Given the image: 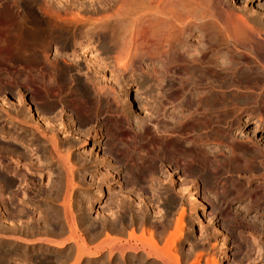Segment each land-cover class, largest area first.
I'll use <instances>...</instances> for the list:
<instances>
[{"label":"rangeland","instance_id":"rangeland-1","mask_svg":"<svg viewBox=\"0 0 264 264\" xmlns=\"http://www.w3.org/2000/svg\"><path fill=\"white\" fill-rule=\"evenodd\" d=\"M14 1L15 0H7L6 2L4 0H0V26H3L2 28H4L5 26L4 29L0 28V39L8 31V29L6 28L8 24L3 19V12L6 7ZM16 1L15 3H12L14 16L15 18H18V20L17 18L15 20L20 21L21 24L24 25L30 24L26 26H35L37 22L42 18H46L54 24L56 23L55 19H63L64 21H59L62 24L63 22L66 23L70 20H67V18H74L76 24L77 20H79L80 22L82 21V24L85 26V28L88 27V24L92 25L93 20H95L93 25H96V22L99 23L101 20L106 19L105 17L103 19V16H107L109 14L113 16V14L115 13L113 11L117 10V6L121 2L120 0H33L32 7L28 8L24 3L25 0H18L17 2ZM111 1H113V3ZM209 1H213L212 3L209 2L210 4L208 5L209 7L211 5L213 7L215 6V9H213L215 11L220 10V8L216 7L218 5L223 6L224 10L227 9V7H225L226 5L229 6V8L233 7L231 8V10L228 9V11L230 10L229 12L225 11L228 14L231 12L232 17L235 15L241 16L242 14V16H244V19L246 18L245 21L250 27H252L251 29L255 32V41L251 44H247L249 47H246L245 49V46H242L239 41V43L236 41L237 39H234V35L231 34L230 36L232 37H226V33L233 29L225 26V21V24H223L222 19H224V17L222 16L224 11L221 12L220 10V16H217V18H215L214 15V17L211 16L212 14L210 15V13H213V10L211 12V9L213 7H205L209 9L210 13L206 11L207 9H204L205 12L201 11L203 14L200 15L188 9L190 13H192L189 14V12H186V16V14L183 13L185 11L182 10V13L184 14L183 16H186L185 19L188 20V23H196V25L192 24L194 27L193 28L189 23L191 27L189 28V32L188 30L186 31V34L182 39V49H180L181 53L186 54L185 52H189V54H192L194 56L195 54H197V51H199V48H201L203 45H206V47L209 46V50L211 49L209 54L214 55L215 59L218 60L217 62L223 64L225 60L227 61L228 54H231L233 61L235 60L234 66L237 64L233 69L235 75L232 79L227 80L226 78L225 80L223 77L218 78L212 76L208 80L209 82L207 81L205 83H201L202 86L198 84V88H195L193 85L191 86L190 83L188 84V82H185L183 78V68L181 66L172 64L169 65L164 61L165 57L160 53V46L156 48V52L160 51L158 52V56L161 59H159V57L156 58L157 56L152 57L153 59H151V57L149 58V54L148 56H145L148 52H146L145 55L139 54L135 55L134 57V47L136 45H139L138 47H143L144 43L147 42L145 37L146 31H142L143 27L141 28V26L140 29L142 31V35H140L141 33L139 34V36L141 37L138 38L137 42L132 45L133 47H131L128 52L130 61H128L129 63L126 69L123 66L118 65V60H116V57L119 58V55H124L122 51L121 54H119L120 52L117 53V51L120 49H117L116 47V50L113 49L114 52L112 50L109 51V53L108 51H103V42L101 40L98 41V38L93 35L91 36H93L94 39L92 40L93 37H91L90 43L89 45H87L88 42H86L87 40H85V33L82 34V36H77L75 42H73L69 47H64L60 43H52L50 45H46L45 49L42 48V52H44V50L45 53L46 50L48 51L47 55L45 54L46 57L48 56L46 58L48 63L46 64V60L43 61L44 64L48 67L47 69L45 65L43 66L42 62H17L14 60L8 62L5 58L6 56L4 55L2 48L0 47V55L2 54L0 58V264H172L170 262H167L166 259H164V261L157 258L156 256H150L148 255V253H145L149 249L144 247L142 248L141 243H139V241L135 242L133 237H131L129 234L133 229L136 235L141 234L140 232L144 231V236L148 237V231L151 230L154 234V237L158 240L159 246L161 247V245H163L166 238L168 237V233H172L174 231L182 210L184 223L181 234L182 236H179V238H177V241L174 242V245L171 248L172 253L175 252L179 257V264H196V262H199L198 264H213V259L215 260L214 264H264V247H262L264 246V161L262 162V164L258 163V159L253 161L255 167H252V170H249L247 172H241L239 171V169L234 168L229 164L226 165L225 163L218 167L217 174L212 175V173L210 172V166L208 164H197L196 162L193 163L191 167H187V165H183L182 158H178L177 155L168 154L167 158L160 161L157 157H155L154 152L156 150L155 148L158 142H152L153 144L145 143V140L149 139L150 137V132L151 134L156 133L160 135V138L162 140L169 138L173 133H176V135L181 137L184 141H197L200 137L207 136V143L205 142L204 147L206 149L212 148L213 150H216L217 154L220 157L225 156L230 151L229 147L233 148L236 144H242L248 147L253 146V148H261L264 146V81L253 80L251 82L242 80L240 77V73L242 71L251 70L253 72L261 71L264 73V71H262L264 68V59L259 52V45L256 44L260 43L264 46V42H262L264 41V0H216L218 1L217 3L215 0ZM219 2L222 4H220ZM17 3L21 6V8ZM36 3L39 6L38 8H36ZM165 4L166 3H163L162 6L164 7ZM199 10L197 12H200ZM195 13L199 16H196ZM179 14H177L178 17L175 15L176 19L179 22L177 27H182L183 25H181V21H183V24L185 25V23L187 24V20L182 18L180 12ZM204 16H207L209 20ZM198 17L200 18V20ZM98 18L102 19H100V21H97ZM178 18H180V20ZM210 19L214 20L212 21ZM206 20L207 22H214L213 25H210L208 23L210 26L207 28L208 25H206ZM72 21L71 23L73 24L74 22ZM86 21L92 22L87 23ZM176 22L177 21H175V23ZM215 22L218 25L220 24L219 27ZM200 24H202L201 26L204 29L201 28ZM197 25H199V28L196 27ZM209 28H215L211 29L212 32H217L216 29L222 34L226 32L225 35L221 37L230 38L227 40L224 39L226 43L231 42L230 44L232 45L234 43L232 48L234 54L233 52L227 54L226 49H219L212 46L213 40L205 38L207 37L206 34ZM203 30H207L205 34L203 33ZM211 30H209V32ZM143 33L145 36H143ZM256 33H258L259 35H257ZM125 34L129 33L127 32ZM78 37L83 38V40L81 39L82 42ZM162 37L164 38V36ZM198 37H200V39ZM201 37L203 40L201 39ZM2 39L0 40V43ZM126 39L128 38L126 37L125 40ZM78 40L79 42H81V44H76ZM235 41L237 42L236 44ZM159 42L160 44L163 43V39L161 38V36ZM119 43L122 44V41H120ZM74 44L76 45L74 46ZM126 44L128 45L129 42L127 43L126 41L121 46L123 48H126L124 47L127 46ZM238 44L241 47L238 46ZM86 45L87 48H85ZM145 45L148 46L149 42H147ZM118 46L120 48V45ZM234 46H236V49L234 48ZM71 47H73L74 49H72ZM55 48L57 51L53 50ZM147 48L148 47L144 46L141 49L145 51L147 50ZM88 49H91V52H88ZM215 50H217L219 53ZM219 50L222 51L220 52ZM247 50H249L250 52ZM42 52L41 56L42 54L44 55V53ZM55 52H58L59 54L57 53V55ZM240 53L245 56V59L243 60L245 63H242V60L240 62V60L238 59L237 56H239ZM54 54H56L57 57ZM71 55H75V61H71V59L73 58ZM44 56H42L43 60L45 59ZM48 58H50L49 60H51V58L57 60L58 58L57 61H54L52 59L53 62H56H52V66L55 69L51 66V63H49ZM61 58L64 59L65 62ZM66 60H70V62L66 63ZM161 61H163L164 63H162ZM247 61H250L252 65L250 63H246ZM73 62L79 64H73V70L69 73L74 82L72 80H69L64 84L59 83V85H61L59 86L61 87V90L59 89V87H55L53 89H50V91L44 92L45 90L42 86L44 83H40L38 81V78L41 76L40 73H43L42 76H44H41V78H44L43 80H45L49 76L47 72L49 73L50 71V74L52 72L56 73L64 69L67 64H72ZM93 62H95V65L93 64ZM17 63H20L21 66ZM159 63L162 64L160 65ZM165 63L168 64V67L167 64L164 65ZM96 64L102 65L103 67H99ZM40 65L43 66L41 67V69L39 68ZM20 67H23V69ZM28 69L30 71H27ZM96 70H98L100 73H97L98 71ZM27 72L29 73L27 74ZM15 73H17V76L15 75ZM4 74L10 77L14 76V79L11 78L9 80ZM22 74L23 76H26L27 74L29 78L33 79L31 83V87L33 86L32 89L31 87H26V89L23 83H20L22 82L20 81L21 77H23ZM4 76L5 78H3ZM27 76L25 77V79L27 78ZM34 76L36 79L34 78ZM158 76L160 77V79ZM103 77L105 79H103ZM116 79L118 80L117 82L115 81ZM85 80L92 85L97 94L99 93L98 97L101 93L100 96L103 99L102 101L105 104L104 106H107L108 108H104V106L102 108H98V106L94 105L93 108L90 109L85 116H81L77 113V111L69 101V93H73L75 91V89L77 88V82ZM180 81H182L183 83ZM70 82L73 84H71ZM37 84L42 86L43 89ZM68 84L72 86L70 87ZM154 86H156V88ZM69 87L71 88V91ZM56 89L58 91H56ZM56 92L58 93L56 94ZM102 93L104 95H102ZM180 93H183L182 95L184 97ZM188 94L191 96V103H188L187 101L189 97ZM201 94L205 95L212 102L210 111L208 112L209 121L204 126H200L198 120L196 121L197 118H200L202 111L201 107L199 106L198 100L201 101L202 98H205V96L202 97ZM105 96L107 97V99ZM59 97H62L61 99H59V101L61 102L58 101ZM200 97L201 99H199ZM174 100H176V102ZM37 101L40 102L38 103ZM23 103L25 105L27 104V106H29L30 108L27 106L25 107ZM60 103H62L63 105H61ZM36 107L38 108L37 110H39V112L41 111L40 113H46L45 116L48 117V121L50 123L52 122V124L49 123V125H45V123H42L43 121L38 118L37 110L35 111ZM95 107L97 108V110ZM163 107L165 112L163 111ZM115 109L119 111H114ZM158 110H160V112H158ZM153 111L154 113H152ZM191 111H193V113H191ZM180 113L181 116L184 115V117H180ZM117 114L119 116L123 114L122 118L123 116H126L127 118H123L124 120L120 119L121 117L118 118ZM185 114L188 115L189 118H185ZM31 115L33 117H31ZM42 115L44 116V113ZM172 115H174V117ZM175 115H178L179 118H177L178 116L176 117ZM192 116L193 118L195 117V119H193ZM59 117L64 122L63 124L67 123L65 129H62L63 124H60L61 122L58 119ZM67 117L69 120L67 119ZM172 117L180 120V122L182 121L181 123H179L184 127L180 128L179 131H171L172 129L170 128V126H172ZM36 118L38 119V121ZM169 118L170 123L168 122ZM135 122L138 124H136ZM139 122H141L142 124ZM58 123L59 125H62L60 128H58ZM36 124L39 126H37ZM141 125H144V128ZM187 125H189L190 127H188ZM53 126L54 130L56 127L57 134L56 131H53L56 134V145L58 144L59 148H57L58 146L54 148L52 142H50V133L52 134L51 130ZM140 127L142 130L140 129ZM153 127H155V129ZM48 128H50V130ZM138 130L139 132H142L138 134ZM113 133L114 135H112ZM39 134L42 136H40ZM141 135L143 136V142L140 138ZM46 137H48L49 139ZM69 139L71 140V143H69ZM44 140H46L47 142ZM72 140L75 144H73ZM113 141H116L114 142V144L116 143V146L111 145ZM49 142L50 144H48ZM129 146L132 148V150L129 149ZM124 147L126 149H124ZM108 150L110 152V158L107 157V159H104V152ZM66 157L68 158V161L65 160ZM108 159L109 163L106 162V160L108 161ZM24 160L25 162H23ZM148 165L150 166V170L145 171L144 169ZM129 175L132 176H130L129 178ZM133 176H135V178L132 181ZM247 178L252 180L251 185L247 184L246 181H244L247 180ZM103 179H105V181ZM129 179H131V181ZM209 179L210 181H208ZM231 180H236L235 182L240 185L245 193L240 196L242 202L241 206H243V203L245 204V202H250L253 205L248 212L243 213L242 207L239 206L238 201H236L232 205L224 203V205L222 204V206L218 204L219 206H222L221 211L220 213H218L215 220V225H217V228L219 229L218 230L217 228H215V225H211V218L213 215L211 201H215L217 193L224 190L227 187L229 181L231 182ZM251 189H253V191ZM248 191L252 192L249 193ZM200 196H202V198ZM196 198H198L200 202L198 200V202H196V200H194ZM193 200L195 201L194 203ZM127 203L130 204L128 205ZM140 207L141 209H138ZM236 209L237 212L235 213ZM238 214L242 216L239 215L240 217H238ZM68 217L69 219H71L69 220ZM208 217L210 218V220H208ZM258 220H261L262 222ZM254 221L256 223H262V226L260 223L255 224ZM69 225L71 228L69 227ZM4 226H6V228ZM45 226L46 228L44 229ZM121 227H123L124 230ZM5 235H7L8 237ZM38 238L39 240H41V242L37 241ZM31 240H35V242L33 241V243ZM57 240L62 241L61 246L56 245V243L58 242ZM82 240L83 244H85L86 247L81 244ZM76 243H79L84 248V251L83 249L79 248V252H81V250L83 251L81 253V257L79 258L77 257L78 253H76L79 250ZM121 246H123V248ZM135 246L136 248H134ZM132 250H134L135 252ZM86 252L88 254H86ZM95 252L96 255H94ZM89 254H92L94 256ZM76 257L78 258V261Z\"/></svg>","mask_w":264,"mask_h":264},{"label":"bare ground","instance_id":"bare-ground-1","mask_svg":"<svg viewBox=\"0 0 264 264\" xmlns=\"http://www.w3.org/2000/svg\"><path fill=\"white\" fill-rule=\"evenodd\" d=\"M4 1H6L7 2V0H4ZM16 1V0H15ZM15 1L14 2H12V3H15ZM18 1V0H17ZM16 1V2H17ZM121 2H120V4L118 5V3H117V10H114L113 12H115L114 14H113V16L112 15H105V16H103V19H104V17L106 18V19H104V20H101L100 21V19H102V18H98L97 19V21L99 20L100 22L99 23H97L96 22V25H93L94 24V21L95 20H93V22L92 21H86L87 23L89 22V23H93L92 25L91 24H88V27H86L85 28V26L82 24V21L80 22L79 20H77V24H76V21H74L75 19L73 18H67V20L68 19H70L68 22H66V23H64L63 21V19H61V20H63L62 22V24L59 22V21H61V20H57V19H55L56 20V23L54 24V23H52L50 20H48V19H46V18H42L41 20H39L38 22H37V24L35 25V26H26V25H30V24H26V25H24V24H21V22L20 21H17L18 20V18H17V20H15L16 18H15V16H14V13H13V9H12V3H10L7 7H6V9L4 10V12H3V19L5 20V22L8 24L7 26H6V28L8 29V31L5 33V35L1 38L2 39V41H1V43H0V47L2 48V51L4 52V55L6 56L5 58H6V60L9 62V61H12V60H14V61H17V62H33V63H43V66L45 65L44 64V62L43 61H45L46 60V58L48 57H46V55H47V50H46V53H45V50H44V52H42L41 51V49L42 48H44L45 49V47H46V45H50V44H52V43H60L62 46H64V47H69V46H71V44L73 43V42H75V39H77L76 37L77 36H82V34H84L85 33V40H87L86 42H88L87 43V45H89V43H90V39H91V37H93V36H95L96 38H98L97 40L99 41V40H101L102 42H103V44H104V48H103V51H108V53H109V51H112L113 49H115L116 50V47H117V49H120V50H118L117 51V53H119V54H121V51H122V53L124 54V55H119V58L118 57H116V60H118V65H121V66H123L125 69L127 68V65H128V61H130L129 60V54H128V52H129V50H130V48L131 47H133L132 45H134L136 42H137V40H138V38L139 37H141V36H139V34L142 32V31H146L145 32V34H146V36L144 35V33H143V36H145L146 37V40H147V42H149V45L147 46V45H145L146 43H144V46H146V47H148L147 48V50H143V49H141V48H143V47H138L137 45L134 47V51H135V53H134V57H135V55H145L146 54V52H148L145 56H148V54H149V58L151 57V59H153L152 57H156V58H158L159 56H158V52H160L162 55H164V61L165 62H167L169 65L170 64H172V65H178V66H181L183 69V78H184V80H185V82H188V84L190 83L191 84V86L193 85L195 88L197 87H199L198 86V84L199 85H201L202 86V84L201 83H205V82H207L212 76H214V77H223L225 80H226V78H227V80L228 79H232L233 78V76L235 75L234 74V68H235V66L237 65H235L234 66V61H233V58H232V55L231 54H228V53H232L233 52V50H232V48H233V45H234V43H233V45L232 44H230L228 41V43H226L225 42V40H227V39H230V38H226V37H232V36H230L231 34L232 35H234V39H237L236 41L238 42H240V44L242 45V46H245V49H246V47H249L247 44H251L252 42H254L255 40H254V36H255V32L251 29L252 27H250L249 25H248V23L245 21V19H244V16H242V14H241V16L239 15H235V16H231L232 15V13L229 15L228 13H226L225 11H228V9H230L231 10V8H233V7H231V8H229V6H226L225 5V7H227V9H223L224 7L223 6H220V5H218V6H216V7H218V8H220V10H221V12H223V16L222 17H224V19H222L223 20V24H225L226 23V25L225 26H227L228 28L230 27V29H233L234 30V32H233V30H230L231 31V33H230V31H228L227 33H226V37H221V36H224L225 35V33L224 34H222V33H220L217 29H216V31L217 32H212V30L211 29H215V28H209V30H211L210 32H209V30H208V32H207V34H206V36L207 37H205L206 39L208 38L209 40H213V44H212V46H214L215 48H224V49H226V51H227V54H228V58H227V61L225 60V62L222 64V63H220V62H217L218 60H216L215 59V57H214V55H210L209 54V52H210V50H209V46H207L206 47V45L204 46H200L201 48H199V46H198V48H199V51H197V54H195L194 56L192 55V54H189V52H185L186 54H184V53H181L180 52V49H182V47H181V43L183 42L182 41V39L184 38V35L186 34V31L188 30V32H189V28L191 27L190 25H189V23H188V20L187 19H185V17L187 16V13L189 12V14H191L192 12H196V13H198L199 15L200 14H203L201 11H203V12H205L204 11V9L207 11V12H209L210 13V11H209V9L208 8H212L213 6L211 5L210 7H209V5L208 4H210V3H212V2H210L209 0L207 1V0H120ZM165 1V2H164ZM216 1V0H215ZM215 1H214V3H215ZM112 3H113V1H111ZM210 2V3H209ZM218 1H216V3H217ZM25 5L28 7V8H30V7H32V4H33V0H25ZM39 3V2H38ZM46 3V2H45ZM48 3V2H47ZM56 3H59V2H56ZM115 3V2H114ZM163 3H166L165 5H164V7L162 6L163 5ZM206 3V4H205ZM220 3V2H219ZM218 3V4H219ZM18 4V3H17ZM16 4V5H17ZM49 4V3H48ZM100 4V3H99ZM220 4H222V3H220ZM19 5V4H18ZM36 5H37V3H36ZM40 5V4H39ZM101 5V4H100ZM113 5H115V4H113ZM112 5V6H113ZM217 5V4H216ZM262 5V4H261ZM42 6V5H41ZM111 6V7H112ZM161 6H162V8H161ZM192 6H194L195 8H198V9H195L194 7H191ZM203 6H204V8H203ZM220 6V7H219ZM19 7L21 8V6L19 5ZM39 6L37 5V7L36 8H38ZM101 7V6H100ZM103 7V6H102ZM187 7V8H186ZM190 7V8H189ZM205 7H208V8H205ZM215 7V6H214ZM212 8L211 9V12H212V10L213 9H215V8ZM222 7V8H221ZM182 8V9H181ZM184 8H185V10H184ZM16 9V8H15ZM44 9V8H43ZM42 9V10H43ZM101 9V8H100ZM188 9H190V11L192 10V12L190 13V11L188 10ZM200 9V10H199ZM21 10V9H20ZM24 10V9H23ZM22 10V11H23ZM99 10V9H98ZM179 10V11H178ZM181 10V11H180ZM182 10L183 11H185V12H183L184 14H186V16L184 17L183 15V13H182ZM188 10V11H187ZM194 10H196V11H194ZM200 11V12H197V11ZM219 10V9H218ZM219 10V11H220ZM229 10V11H230ZM15 11V10H14ZM217 11V10H216ZM215 10H213V13H210V15L212 16V17H214L215 16V18H217V16L219 17L220 16V13H219V11H217L216 12ZM228 11V12H229ZM112 12V13H113ZM178 12V13H177ZM179 12L181 13V16H182V18H184L185 20H187V24L185 23V25L183 24L184 22L183 21H181L182 22V24L181 25H183L182 27L181 26H178L177 27V25H178V20L176 19V16L178 17V15L177 14H179ZM187 12V13H186ZM214 12H216V13H214ZM177 13V14H176ZM196 13H195V15H196ZM217 13H218V15H217ZM255 13V12H254ZM253 13V14H254ZM263 13V12H262ZM46 14V13H45ZM188 14V15H189ZM194 14V13H193ZM226 14V15H225ZM239 14V13H238ZM44 15V14H43ZM176 15V16H175ZM194 15V16H195ZM199 15H196V16H199ZM214 15V16H213ZM225 15V16H224ZM263 15V14H262ZM45 16V15H44ZM190 16V15H189ZM256 16V15H255ZM179 17H180V14H179ZM192 17H193V15H192ZM204 17H206V19L208 18L207 16H204ZM210 17V16H209ZM22 18V17H21ZM55 18H57V17H55ZM188 18V17H187ZM196 18V17H195ZM199 18V17H198ZM203 18V17H202ZM201 18V19H202ZM221 18V17H220ZM256 18V17H255ZM20 19V18H19ZM24 19V18H23ZM73 21H72V20ZM179 20H180V18H178ZM190 19V18H189ZM193 19V18H192ZM197 19V18H196ZM259 19V18H258ZM262 19V18H261ZM22 20V19H21ZM53 20V19H52ZM195 20V19H194ZM199 20H200V18H199ZM198 20V21H199ZM208 20H209V18H208ZM210 20H212V19H210ZM214 20V19H213ZM212 20V21H213ZM24 21V20H23ZM58 21V22H57ZM71 21L72 22H74L73 24L71 23ZM79 21V22H78ZM84 21V20H83ZM175 21H177L176 23H175ZM192 21V20H191ZM197 21V20H196ZM217 21V20H216ZM221 21V20H220ZM224 21H225V23H224ZM25 22V21H24ZM200 22V21H199ZM60 23V24H59ZM81 23V24H80ZM206 25H208L207 26V28L212 24L213 25V23L214 22H207V20H206ZM210 25H209V24ZM216 23V22H215ZM219 23V22H218ZM85 24V23H84ZM176 24V25H175ZM191 24V23H190ZM193 25H196V23L194 24V23H192ZM191 24V25H192ZM217 24V23H216ZM216 24H215V26H216ZM261 24V23H260ZM91 25V26H90ZM180 25V24H179ZM193 25H192V27H193ZM202 24H200V26H201ZM218 25V24H217ZM220 25V24H219ZM219 25H218V27H219ZM222 25V24H221ZM86 26H87V24H86ZM140 26H141V28H142V31H141V29H140ZM199 25H197L196 27H198ZM203 26H204V24H203ZM214 26V27H215ZM3 26H0V28H2ZM177 27V28H176ZM213 27V26H212ZM232 27V28H231ZM4 28H5V26H4ZM4 28H2V29H4ZM85 28V29H84ZM194 28V27H193ZM193 28H191V29H193ZM199 28V27H198ZM201 28H203L202 26H201ZM144 29V30H143ZM204 29V28H203ZM251 29V30H250ZM139 30H140V32H139ZM206 30V31H207ZM202 31V30H201ZM204 32V34L206 33V31L205 30H203ZM131 33L130 35L132 36H130L129 34H125V33ZM234 33V34H233ZM81 34V35H80ZM160 34H163V35H160ZM204 34H203V36H204ZM221 34V35H220ZM227 34H228V36H227ZM257 35H259L258 33H256ZM261 34V33H260ZM91 35H93V36H91ZM140 35H142V33L140 34ZM160 36H161V38L163 39V43L162 44H160V42H159V40H160ZM162 36H164V38L162 37ZM202 36V37H203ZM84 37V36H83ZM128 38V39H126L125 40V38ZM131 37V38H130ZM158 37H159V40H158ZM202 37H201V39H202ZM260 37V36H259ZM259 37H258V39H259ZM80 40L82 39L83 40V38L81 37H78ZM129 38H130V40H129ZM199 39H200V37H198ZM204 38V37H203ZM0 39V40H1ZM94 39V37L92 38V40ZM189 39V38H188ZM224 41H223V40ZM233 39V40H234ZM82 40H81V42H82ZM123 40H124V42H126L127 41V43L129 42V46L127 47V46H124V47H126V48H123L121 45L124 43L123 42ZM129 40V41H128ZM185 40V39H184ZM191 40V39H190ZM189 40V41H190ZM203 40V39H202ZM262 40V39H261ZM77 41V40H76ZM120 41H122V44L121 43H119ZM150 41H151V44H150ZM153 41H154V44H153ZM187 41V40H186ZM201 41V40H200ZM235 41V44L237 43ZM81 42H79V40H78V42L76 43V44H81ZM156 42V43H155ZM159 42V43H158ZM206 42V41H205ZM212 42V41H211ZM222 42V43H221ZM233 42V41H232ZM238 42V43H239ZM262 42H264V41H262ZM98 43V42H97ZM100 43V42H99ZM76 44H74V46L76 45ZM192 44V43H191ZM256 44H258L259 46V52H260V54H261V56L263 57V59H264V46L263 45H261L260 43H256ZM87 45L85 46V48H87ZM93 45V44H92ZM118 45H120V48H119V46ZM153 45V46H152ZM199 45V44H198ZM208 45V44H207ZM247 45V46H246ZM55 46V45H54ZM142 46V45H141ZM161 47L160 49V51H158V52H156V48H158V47ZM197 46V45H196ZM237 46V45H236ZM236 46H234V48L236 47ZM238 46H240L239 44H238ZM50 47V46H49ZM58 47V46H57ZM60 47V46H59ZM191 47H192V45H191ZM241 47V46H240ZM251 47V46H250ZM62 48V47H61ZM72 49H74L73 47H71ZM82 48V47H81ZM187 48V47H186ZM186 48H184V49H186ZM214 48V49H215ZM58 49V48H57ZM65 49V48H64ZM67 49V48H66ZM76 49V48H75ZM83 49V48H82ZM92 49V48H91ZM91 49H88V52H91ZM148 49H150V50H148ZM188 49V48H187ZM197 49V48H196ZM213 49V50H214ZM236 49V48H235ZM244 49V48H243ZM53 50H55V51H57L56 50V48L55 49H53ZM60 50V49H59ZM100 50V49H99ZM102 50V49H101ZM191 50V49H190ZM212 50V51H213ZM223 50V49H222ZM221 50V51H222ZM254 50H255V48H254ZM253 50V51H254ZM1 51V52H2ZM215 51H217V50H215ZM220 51V50H219ZM220 51V52H221ZM240 51H242V50H240ZM247 51H249V50H247ZM41 52L42 53H44V55L42 54V56H44V60L42 59V56H41ZM60 52V51H59ZM80 52V51H79ZM113 52H114V50H113ZM145 52V53H144ZM214 52V51H213ZM218 52V51H217ZM224 52V51H223ZM250 52V51H249ZM255 52V51H254ZM56 53V52H55ZM58 53V52H57ZM56 53V54H57ZM82 53V52H81ZM219 53V52H218ZM225 53V52H224ZM56 54H54V55H56ZM59 54V53H58ZM57 54V55H58ZM75 54V53H74ZM215 54V53H214ZM233 54H234V52H233ZM246 54V53H245ZM256 54V53H255ZM57 55H56V57H57ZM77 55V54H76ZM94 55H96V54H94ZM160 55V54H159ZM225 55V54H224ZM238 55V54H237ZM236 55V56H237ZM1 56H2V54L0 55V58H1ZM62 56H63V54H62ZM72 56V55H71ZM104 56V55H103ZM111 56V55H110ZM118 56V55H117ZM218 56V55H217ZM226 56V55H225ZM60 57H61V55H60ZM66 57V56H65ZM73 58L71 59V61H75V55H73L72 56ZM78 57V56H77ZM99 57V56H98ZM102 57V56H101ZM137 57V56H136ZM140 57V56H139ZM238 57V59L240 60V62H241V60H242V63H245L243 60L245 59L244 57V55L243 54H241L240 53V55L239 56H237ZM254 57V56H253ZM257 57V56H256ZM256 57H255V59H256ZM5 58H4V60H5ZM64 58V57H63ZM79 58V57H78ZM141 58V57H140ZM146 58V57H145ZM3 59V58H2ZM50 58H48V61H49V63H51V66H52V64L53 63H56V62H53V58H51V60H49ZM62 59V58H61ZM148 59V58H147ZM159 59H161L160 57H159ZM247 59V58H246ZM262 59V60H263ZM57 60H58V58H57ZM57 60H54V61H57ZM64 62H65V60L64 59H62ZM100 60V59H99ZM98 60V61H99ZM138 60H140V59H138ZM78 61V60H77ZM76 61V62H77ZM101 61V60H100ZM133 61V60H132ZM53 62V63H52ZM67 62H70V60L69 61H67L66 60V63ZM76 62H73L72 64L70 63V64H67L65 67H64V69H62L61 71H58V72H56V73H51L50 74V71H49V73L47 72V74H49V76H48V80L47 79H45V80H43L42 78H41V76H42V74L40 73L41 72V70H40V77L38 78L37 76V78H38V81L41 83H44L42 86L44 87V92H46V91H50V89H53V88H55V87H59V86H61V85H59V83H61V84H64V83H66V82H68L69 80H72V78H71V75L69 74L70 73V71H72L73 69V64H77ZM162 63H164L163 61H161ZM259 62V61H258ZM48 62H47V60H46V64H47ZM90 63V62H89ZM95 62H93V64H94ZM161 63V64H162ZM167 63H165L164 65H166ZM246 63H250V61H247ZM6 64V63H5ZM18 65H20L21 66V64L20 63H17ZM25 64V63H24ZM99 64V63H98ZM160 64V63H159ZM160 64V65H161ZM168 64H167V67H168ZM239 64V63H238ZM251 65H252V63H250ZM257 64V63H256ZM13 65V64H12ZM29 65V64H28ZM55 65V64H54ZM77 65H79V64H77ZM92 65V64H91ZM95 65V64H94ZM97 65V64H96ZM23 66V65H22ZM37 66V65H36ZM43 66H39V68L41 69V67H43ZM46 66V65H45ZM57 66V65H56ZM97 66H102V65H97ZM234 66V67H233ZM241 66V65H240ZM53 67V66H52ZM51 67V68H52ZM89 67V66H88ZM99 67H98V70H99ZM103 67V66H102ZM151 67V66H150ZM161 67V66H160ZM162 67H164V66H162ZM20 68H22L23 69V67H20ZM29 68V67H28ZM48 67L46 66V69H47ZM51 68H50V70H51ZM54 68V67H53ZM75 68H77V67H75ZM97 68V67H96ZM95 68V69H96ZM159 68V67H158ZM157 68V69H158ZM55 69V68H54ZM251 69V68H250ZM39 70V69H38ZM98 70H96V71H98ZM115 70V69H114ZM129 70V69H128ZM159 70V69H158ZM166 70V69H165ZM24 71V70H23ZM27 71H30L29 69L27 70ZM53 71V70H52ZM55 71V70H54ZM262 71H264V68H263V70ZM44 72V71H43ZM46 72V71H45ZM77 72V71H76ZM101 72H102V70H101ZM113 72V71H112ZM156 72V71H155ZM162 72V71H161ZM233 72V73H232ZM29 72H27V74H28ZM32 73V72H31ZM39 73H38V76H39ZM72 73V72H71ZM75 73V72H74ZM97 73H100L99 71L97 72ZM118 73V72H117ZM159 73H160V71H159ZM167 73H168V71H167ZM8 74V73H7ZM10 74V73H9ZM19 74V73H18ZM27 74H26V76H27ZM156 74V73H155ZM5 75V74H4ZM15 75L17 76V73H15ZM20 75V74H19ZM123 75V74H122ZM164 75H165V73H164ZM167 75V74H166ZM169 75V74H168ZM180 75V74H179ZM5 76H7V75H5ZM5 76L3 77V78H5ZM12 76V75H11ZM16 76H15V79H16ZM22 76H23V74H22ZM26 76H23V77H21V80L20 81H22V82H20V83H23V85L25 86V88L26 87H28V88H30L31 87V83H32V81H33V79L32 78H29V76H27V78L25 79V77ZM44 76V75H43ZM42 76V77H43ZM118 76V75H117ZM160 76V75H159ZM158 76V77H159ZM181 76V75H180ZM10 76H7L6 78H8L9 80L11 79V78H13V77H10ZM32 77V76H31ZM96 77V76H95ZM98 77H100V76H98ZM157 77V76H156ZM164 77V76H163ZM170 77V76H169ZM173 77V76H172ZM177 77H178V74H177ZM240 77H241V79L242 80H247V81H253V80H257V81H264V73L263 72H257V71H242L241 73H240ZM34 78H35V76H34ZM171 78V77H170ZM14 79V78H13ZM18 79V78H17ZM36 79V78H35ZM103 79H105L104 77H103ZM107 79V78H106ZM109 79V78H108ZM157 79V78H156ZM159 79H160V77H159ZM163 79V78H162ZM182 79V78H181ZM235 79V78H234ZM240 79V80H241ZM89 80V79H88ZM97 80V79H96ZM151 80V79H150ZM155 80V79H154ZM179 80V79H178ZM183 80V79H182ZM221 80V79H220ZM239 80V81H240ZM12 81V80H11ZM14 81V80H13ZM36 81V80H35ZM73 81V80H72ZM71 81V82H72ZM92 81V80H91ZM104 81V80H103ZM116 82L118 81L117 79L115 80ZM16 82H17V80H16ZM16 82H14V83H16ZM37 82V81H36ZM70 82V83H71ZM74 82V81H73ZM101 82V81H100ZM99 82V83H100ZM124 82V81H123ZM143 82V81H142ZM144 82H146V81H144ZM169 82H171V81H169ZM179 82V81H178ZM180 82H182V81H180ZM209 82V81H208ZM152 83V82H151ZM156 83V82H155ZM158 83H159V81H158ZM183 83V82H182ZM182 83H180V84H182ZM212 83V82H211ZM226 83V82H225ZM239 83V82H238ZM246 83V82H245ZM6 84V83H5ZM34 84V83H33ZM36 84V83H35ZM71 84H73V83H71ZM77 84V88L75 89V91L73 92V93H69L70 94V99H69V101H70V103H71V105L74 107V109L77 111V113L79 114V115H81V116H85L88 112H89V110L90 109H92L93 108V106L95 105V106H98V108H102L105 104H104V102L102 101L103 99L101 98V93H100V95H99V97H98V94L95 92V90H94V88L92 87V85L88 82V81H79V82H77L76 83ZM157 84V83H156ZM208 84V83H207ZM219 84V83H218ZM217 84V85H218ZM228 84H229V82H228ZM232 84V83H231ZM234 84V83H233ZM262 84V83H261ZM264 84V83H263ZM1 85V84H0ZM37 85H39V84H37ZM69 85V84H68ZM100 85V84H99ZM104 85V84H103ZM158 85V84H157ZM260 85V84H259ZM40 86V85H39ZM42 86H40V87H42ZM70 86V85H69ZM72 86V85H71ZM70 86V87H71ZM175 86V85H174ZM211 86V85H210ZM226 86V85H225ZM234 86V85H233ZM233 86H231V87H233ZM262 86V85H261ZM33 87V86H32ZM32 87H31V89H32ZM43 87H42V89H43ZM69 87V88H70ZM155 88H156V86H154ZM158 87V86H157ZM214 87V86H213ZM154 88V89H155ZM172 88V87H171ZM228 88V87H227ZM27 89V88H26ZM59 89L61 90V87H59ZM173 89V88H172ZM209 89V88H208ZM264 89V88H263ZM171 90V89H170ZM56 91H58L57 89H56ZM69 91V90H68ZM70 91H71V88H70ZM72 91H73V89H72ZM149 91H151V90H149ZM160 91V90H159ZM191 91V90H190ZM194 91V90H193ZM202 91V90H201ZM205 91V90H204ZM206 91H207V89H206ZM64 92V91H63ZM155 92V91H154ZM10 93V92H9ZM58 92H56V94H57ZM59 93H61V92H59ZM67 93V92H66ZM156 93V92H155ZM187 93V92H186ZM192 93V92H191ZM190 93V94H191ZM207 93V92H206ZM65 94V93H64ZM157 94V93H156ZM167 94V93H166ZM181 95L183 94V93H180ZM221 94V93H220ZM223 94V93H222ZM47 95V94H46ZM55 95V94H54ZM63 95V94H62ZM102 95H104L103 93H102ZM154 95V94H153ZM189 95V94H188ZM194 95H195V93H194ZM202 95V94H201ZM259 95H260V92H259ZM155 96H159V95H155ZM165 96V95H164ZM167 96V95H166ZM183 96V95H182ZM205 95H202V97H204ZM225 96V95H224ZM244 96V95H243ZM252 96V95H251ZM106 97V96H105ZM184 97V96H183ZM195 97H196V95H195ZM223 97V96H222ZM49 98V97H48ZM62 97H59L58 98V101H59V99H61ZM66 98H68V97H66ZM174 98V97H173ZM180 98H182V97H180ZM191 98V96L189 95V97H188V103H191L192 102V100L190 99ZM246 98V97H245ZM252 98V97H251ZM3 99H5V98H3ZM40 99V98H39ZM51 99V98H50ZM49 99V100H50ZM57 99V98H56ZM106 99H107V97H106ZM109 99V98H108ZM154 99H156V98H154ZM159 99V98H158ZM194 99V98H193ZM199 99H201V97L199 98ZM214 99V98H213ZM228 99V98H227ZM248 99V98H247ZM261 99V98H260ZM169 100V99H168ZM167 100V101H168ZM196 100H198V99H196ZM249 100V99H248ZM27 101V100H26ZM41 101V100H40ZM39 101V102H40ZM106 101H108V100H106ZM173 101V100H172ZM172 101H171V104H172ZM175 102H176V100H174ZM255 101V100H254ZM20 102V101H19ZM38 102V101H37ZM38 102V103H39ZM59 102H61V101H59ZM111 102H112V100H111ZM161 102V101H160ZM170 102V101H169ZM168 102V103H169ZM243 102V101H242ZM256 102V101H255ZM254 102V103H255ZM110 103V102H109ZM124 103V102H123ZM158 103V102H157ZM184 103V102H183ZM198 103H199V106L201 107V109H202V111H201V115H200V118H197L196 119V121L198 120V123H199V125L200 126H204V125H206L207 124V122L209 121V118H208V112L210 111V108H211V105H212V102L205 96V98H202V100L201 101H199L198 100ZM248 103V102H247ZM24 104V103H23ZM61 105H63L62 103H60ZM117 104V103H116ZM122 104V103H121ZM155 104H156V102H155ZM160 104V103H159ZM161 104H163V103H161ZM167 104V103H166ZM174 104V103H173ZM251 104V103H250ZM5 105V104H4ZM14 105V104H13ZM22 105V104H21ZM25 105V104H24ZM30 105V104H29ZM60 105V106H61ZM124 105H126V104H124ZM153 105V104H152ZM170 105V104H169ZM11 106V105H10ZM27 106V104L25 105V107ZM123 106V105H122ZM173 106V105H172ZM179 106V105H178ZM177 106V107H178ZM246 106V105H245ZM9 107V106H8ZM24 107V106H23ZM27 107H29V106H27ZM105 107H107V106H104V108ZM157 107V106H156ZM165 107V106H164ZM164 107H163V111H164ZM191 107V106H190ZM195 107V106H194ZM239 107H240V104H239ZM242 107V106H241ZM30 108V107H29ZM34 108V107H33ZM68 108V107H67ZM96 108V107H95ZM108 108V107H107ZM121 108V107H120ZM181 108V107H180ZM184 108V107H183ZM238 108V107H237ZM258 108V107H257ZM2 109H4V108H2ZM6 109V108H5ZM28 109V108H27ZM38 108L36 107L35 108V111L37 110ZM157 109V108H156ZM221 109V108H220ZM225 109V108H224ZM256 109V108H255ZM29 110V109H28ZM32 110V109H31ZM43 110V109H42ZM60 110V109H59ZM96 110H97V108H96ZM123 110V109H122ZM190 110V109H189ZM6 111H8V110H6ZM93 111V110H92ZM114 111H119V110H117V109H115ZM124 111V110H123ZM222 111V110H221ZM2 112V111H1ZM5 112V111H4ZM17 112V111H16ZM15 112V113H16ZM21 112V111H20ZM25 112H27V111H25ZM37 114H38V118L39 119H41V121H43L42 123H45V125L46 124H48L49 125V119H47L48 117H46L45 116V112H43L44 113V116L42 115L43 113H40L39 112V110H37ZM62 112V111H61ZM64 112V111H63ZM131 112V111H130ZM146 112V111H145ZM158 112H160V110H158ZM157 112V113H158ZM162 112V111H161ZM165 112V111H164ZM163 112V113H164ZM200 112V111H199ZM259 112V111H258ZM11 113V112H10ZM32 113V112H31ZM30 113V114H31ZM65 113V112H64ZM76 113V112H75ZM96 113V112H95ZM122 113V112H121ZM152 113H154V111L152 112ZM163 113H161V114H163ZM182 113V112H181ZM181 113H180V117H184V115L183 116H181ZM183 113H185V112H183ZM191 113H193V111H191ZM6 114V113H5ZM4 114V115H5ZM14 114V113H13ZM19 114V113H18ZM21 114V113H20ZM49 114V113H48ZM56 114V113H55ZM60 114V113H59ZM58 114V115H59ZM107 114V113H106ZM119 114V113H118ZM117 114V116H118V118H120V119H123V118H127L126 116L124 117L123 116V118H122V115L123 114H121V116H119ZM151 114V113H150ZM187 114V113H186ZM185 114V118L186 117H188V115H186ZM197 114V113H196ZM199 114V113H198ZM258 114H260V113H258ZM12 115V114H11ZM23 115H24V111H23ZM26 115V114H25ZM68 115V114H67ZM98 115V114H97ZM96 115V116H97ZM124 115H128V114H124ZM152 115V114H151ZM157 115H159V114H157ZM190 115H193V114H190ZM189 115V116H190ZM8 116H9V114H8ZM69 116V115H68ZM153 116H154V114H153ZM162 116V115H161ZM173 117H174V115H172ZM176 117L178 116V115H175ZM211 116V115H210ZM25 117V116H24ZM31 117H33L32 115H31ZM54 117H56V116H54ZM61 117V116H60ZM58 118L59 120H60V124H63L64 122L61 120V118ZM136 117V116H135ZM140 117V116H139ZM152 117V116H151ZM171 117V116H170ZM172 117V121H171V123H172V126H170V128L172 129L171 131H179L180 130V128H183L184 126H182L180 123L182 122H180V120H178V119H176V118H173ZM12 118V117H11ZM26 118V117H25ZM30 118V117H29ZM50 118H52V117H50ZM75 118V117H74ZM117 118V117H116ZM117 118V119H118ZM144 118V117H143ZM147 118V117H146ZM154 118H155V116H154ZM153 118V119H154ZM159 118V117H158ZM177 118H179V116L177 117ZM189 118V117H188ZM191 118V117H190ZM192 118H193V116H192ZM2 119V118H1ZM22 119V118H21ZM37 119V118H36ZM67 119H68V117H67ZM101 119V118H100ZM109 119V118H108ZM119 119V120H120ZM131 119V118H130ZM150 119V118H149ZM152 119V120H153ZM157 119V118H156ZM160 119V118H159ZM158 119V120H159ZM193 119H195V117L193 118ZM15 120H17V119H15ZM25 120H27V119H25ZM24 120V121H25ZM52 120V119H51ZM69 120V119H68ZM68 120H67V122H68ZM98 120H99V118H98ZM118 120V121H119ZM124 120V119H123ZM129 120V119H128ZM141 120V119H140ZM151 120V119H150ZM155 120V119H154ZM161 120H163V119H161ZM229 120V119H228ZM36 121V120H35ZM37 121H38V119H37ZM116 121V120H115ZM157 121V120H156ZM184 121V120H183ZM190 121H192V120H190ZM18 122V121H17ZM21 122V121H20ZM28 122V121H27ZM123 122V121H122ZM121 122V123H122ZM167 122V121H166ZM169 123H170V118H169V121H168ZM180 122V123H179ZM226 122V121H225ZM22 123V122H21ZM29 123V122H28ZM37 123V122H36ZM86 123V122H85ZM115 123V122H114ZM118 123H120V122H118ZM118 123H116V124H118ZM136 123V122H135ZM139 123H141V122H139ZM144 123V122H143ZM146 123V122H145ZM153 123V122H152ZM163 123V122H162ZM185 123V122H184ZM188 123V122H187ZM16 124V123H15ZM39 124V123H38ZM50 124H52V122L50 123ZM67 124V123H66ZM66 124H63V127H62V129H65V127L67 126ZM73 124V123H72ZM134 124V123H133ZM136 124H138V123H136ZM142 124V123H141ZM183 124V123H182ZM21 125V124H20ZM26 125V124H25ZM37 125V124H36ZM54 125V124H53ZM127 125V124H126ZM132 125V124H131ZM149 125V124H148ZM163 125V124H162ZM165 125V124H164ZM168 125V124H167ZM166 125V126H167ZM220 125V124H219ZM5 126V125H4ZM35 126V125H34ZM37 126H39V125H37ZM52 126V125H51ZM58 128H60L62 125H59V123H58ZM68 126H70V125H68ZM142 127L144 126V125H141ZM158 126V125H157ZM188 127H190L189 125H187ZM2 127V126H1ZM46 127V126H45ZM44 127V128H45ZM130 127V126H129ZM132 127V126H131ZM159 127V126H158ZM162 127H164V126H162ZM28 128V127H27ZM43 128V129H44ZM72 128V127H71ZM144 128V127H143ZM154 129H155V127H153ZM152 128V129H153ZM170 128H169V130H170ZM49 130H50V128H48ZM116 129V128H115ZM118 129V128H117ZM140 129H141V127H140ZM54 130V126L52 127V134L50 133V142H52V144H53V146H54V148H56V146H58L57 148H59V145L57 144L56 145V137H55V135L57 134V131H56V127H55V130L54 131H56V134H55V132L53 131ZM114 130V129H113ZM142 130V129H141ZM160 130H163V129H160ZM165 130V129H164ZM67 131V130H66ZM65 131V132H66ZM69 131V130H68ZM157 131V130H156ZM166 131H167V129H166ZM58 132H59V130H58ZM79 132V131H78ZM136 132V131H135ZM138 132H139V130H138ZM140 132H142V131H140ZM140 132L138 133V134H140ZM143 132H144V130H143ZM170 132V131H169ZM68 133H70V132H68ZM158 133V132H157ZM161 133V132H160ZM163 133H164V131H163ZM168 133V132H167ZM171 133V132H170ZM17 134V133H16ZM27 134V133H26ZM44 134V133H43ZM73 134V133H72ZM77 134V133H76ZM142 134V133H141ZM40 135V134H39ZM46 135V134H45ZM64 135H65V133H64ZM112 135H114V133L112 134ZM25 136V135H24ZM40 136H42V135H40ZM59 136V135H58ZM70 136H71V134H70ZM74 136V135H73ZM139 136V135H138ZM210 136V135H209ZM63 137V136H62ZM65 137V136H64ZM66 137H67V135H66ZM121 137V136H120ZM162 137V136H161ZM46 138H48V137H46ZM60 138V137H59ZM140 138L142 139V142H143V136L141 135L140 136ZM163 138V137H162ZM185 138V137H184ZM199 138V137H198ZM11 139V138H10ZM37 139H39V138H37ZM40 139H42V138H40ZM49 139V138H48ZM67 139V138H66ZM139 139V138H138ZM186 139V138H185ZM32 140V139H31ZM62 140V139H61ZM70 140V139H69ZM75 140V139H74ZM113 140V139H112ZM41 141V140H40ZM44 141H46V140H44ZM59 141V140H58ZM207 141V136H202V137H200L197 141H194V140H190V141H184L181 137H179L178 135H176V133L174 134H172V135H170V137L169 138H167V139H161L160 138V135H158V134H151V132H150V137H149V139H147V140H145V143L146 144H149V143H152V142H158L156 145V150L154 151L155 152V157H157L158 158V160H164L165 158H167L168 157V154H172V155H177L178 156V158H182V161H183V165L184 166H186L187 165V167L188 166H192V164L193 163H196L197 162V164L198 163H201V164H203V163H205V164H208L209 166H210V172L212 173V175L213 174H217V172H218V167L220 166V165H222V164H225L226 163V165L227 164H229L230 166H232V167H234V168H237V169H239V171H243V172H247V171H249V170H252L251 168L253 167H255L254 166V164H253V161H255V160H257L258 159V163H261L262 164V162L264 161V146L263 147H261V148H253V146L252 147H248V146H245V145H242V144H236L233 148H232V150H231V148L229 147V149H230V151L225 155V156H223V157H220L218 154H217V151L216 150H213L212 148H205L204 147V144H205V142ZM47 142V141H46ZM50 142L48 143V144H50ZM72 142H73V144H75L74 143V141L72 140ZM79 142V141H78ZM114 142H116V141H113L112 143H111V145H115L116 146V143L114 144ZM220 142V141H219ZM13 143V142H12ZM43 143V142H42ZM69 143H71V140L69 141ZM207 143V142H206ZM247 143V142H246ZM36 144V143H35ZM137 144V143H136ZM153 144V143H152ZM44 145V144H43ZM66 145V144H65ZM72 145V144H71ZM68 146V145H67ZM230 146V145H229ZM39 147V146H38ZM44 147V146H43ZM118 147V146H117ZM126 147V146H125ZM124 147V149H126ZM130 147V146H129ZM129 147H127V148H129ZM45 148H47V147H45ZM53 148V149H54ZM130 150H132V148L130 147L129 148ZM147 149V148H146ZM31 150V149H30ZM45 150V149H44ZM51 150V149H50ZM49 150V151H50ZM56 150V149H55ZM60 150V149H59ZM144 150V149H143ZM119 151V150H118ZM124 151H126V150H124ZM222 151V150H221ZM27 152V151H26ZM54 152V151H53ZM128 152V151H127ZM132 152V151H131ZM143 152V151H142ZM105 154H104V159H107V157L108 158H110L109 156H110V152H109V150L108 151H106V152H104ZM145 153V152H144ZM147 153V152H146ZM54 154V153H53ZM57 154H58V152H57ZM140 155H141V153H140ZM147 157H148V155H147ZM64 158V157H63ZM152 158V157H151ZM28 159V158H27ZM128 159V158H127ZM65 160L66 161H68V158L66 157L65 158ZM102 160V159H101ZM47 161V160H46ZM79 161V160H78ZM167 161V160H166ZM23 162H25V160L23 161ZM70 162V161H69ZM106 162H108L109 163V159H108V161L106 160ZM53 163V162H52ZM66 163V162H65ZM65 163H63V164H65ZM85 163V162H84ZM26 164V163H25ZM30 164V163H29ZM120 164V163H119ZM2 165V164H1ZM27 165V164H26ZM72 165V164H71ZM109 165V164H108ZM59 166H60V164H59ZM115 166V165H114ZM112 167V166H111ZM38 168V167H37ZM113 168V167H112ZM60 169V168H59ZM145 171H149L150 170V166L148 165V166H146L145 167V169H144ZM228 170V169H227ZM96 171V170H95ZM237 171V170H236ZM16 172V171H15ZM14 172V173H15ZM184 172V171H183ZM256 172V171H255ZM18 173V172H17ZM142 173V172H141ZM208 173V172H207ZM252 173V172H251ZM19 174V173H18ZM73 174V173H72ZM82 174V173H81ZM148 174V173H147ZM209 174V173H208ZM151 175V174H150ZM158 175V174H157ZM260 175V174H259ZM130 176H132V175H129V178H130ZM171 176V175H170ZM208 176V175H207ZM224 176V175H223ZM243 176H244V174H243ZM255 176V175H254ZM220 177V176H219ZM101 178V177H100ZM135 178V176H133V178H132V181H133V179ZM161 178V177H160ZM246 178V177H245ZM249 178V177H248ZM247 178V180H244V181H246V183L247 184H249V185H251V182H252V180L251 179H248ZM2 179V178H1ZM80 179V178H79ZM104 181H105V179H103ZM126 180V179H125ZM130 181H131V179H129ZM238 180V179H237ZM2 181V180H1ZM4 181V180H3ZM71 181V180H70ZM197 181V180H196ZM208 181H210V179L208 180ZM236 181V180H235ZM234 180L232 181L231 180V182L229 181V183H228V185H227V187L224 189V190H222V191H220V192H218L217 193V196L215 197V201H211V205H212V209H213V215L212 214H210V215H212V218H211V225H215V220H216V218H217V215H218V213H220V211H221V207L224 205V203H227V204H233V203H235L236 201H238L239 202V206L240 207H242V210H243V213H245V212H248L249 210H250V208H251V206L253 205V204H251L250 202L249 203H246L245 202V204L243 203V206H241V199H240V196H242L243 195V193H244V191L242 190V188L240 187V185L237 183V182H235ZM162 182V181H161ZM130 183V182H129ZM138 183V182H137ZM193 183V182H192ZM80 184V183H79ZM67 185V184H66ZM74 185V184H73ZM128 186V185H127ZM132 186V185H131ZM257 186V185H256ZM245 187V186H244ZM154 188V187H153ZM247 188V187H246ZM67 189V188H66ZM248 189V188H247ZM258 189V188H257ZM264 189V188H263ZM187 190V189H186ZM208 190V189H207ZM250 190V189H249ZM252 191H253V189H251ZM205 191V190H204ZM247 191V190H246ZM252 191H250V192H252ZM262 191V190H261ZM65 192V191H64ZM156 192V191H155ZM184 192H185V190H184ZM242 192V193H241ZM249 192V191H248ZM249 192V193H250ZM14 193V192H13ZM121 193V192H120ZM214 193V192H213ZM186 194V193H185ZM216 194V193H215ZM241 194V195H240ZM245 194V193H244ZM248 194V193H247ZM15 195V194H14ZM65 195V194H64ZM67 195V194H66ZM125 195V194H124ZM136 195V194H135ZM163 195V194H162ZM201 195V194H200ZM212 195V194H211ZM3 196V195H2ZM127 196V195H126ZM195 196V195H194ZM260 196V195H259ZM66 197V196H65ZM192 197H193V195H192ZM201 198H202V196H200ZM211 197V196H210ZM263 197V196H262ZM5 198V197H4ZM191 198V197H190ZM244 198V197H243ZM136 199V198H135ZM143 199V198H142ZM14 200V199H13ZM18 200V199H17ZM112 200V199H111ZM194 200H196V202H198L199 201V199L198 198H196V199H194ZM193 200V203L195 202ZM198 200V201H197ZM255 200V199H254ZM259 200V199H258ZM263 200V199H262ZM128 201H129V199H128ZM142 201V200H141ZM245 201V200H244ZM252 201V200H251ZM256 201V200H255ZM5 202V201H4ZM17 202V201H16ZM64 202V201H63ZM127 202V201H126ZM200 202V201H199ZM131 203V202H130ZM129 203V204H130ZM126 204V203H125ZM128 204V203H127ZM128 204V205H129ZM147 204V203H146ZM173 204V203H172ZM218 204H220V205H222V206H219ZM45 205V204H44ZM196 205V204H195ZM194 205V206H195ZM50 206V205H49ZM65 206V205H64ZM238 206V207H239ZM254 207V206H253ZM126 208V207H125ZM178 208V207H177ZM199 208V207H198ZM7 209V208H6ZM19 209V208H18ZM22 209V208H21ZM66 209V208H65ZM127 209V208H126ZM138 209H141V207L140 208H138ZM144 209V208H143ZM146 209V208H145ZM211 209V210H212ZM254 209H256V208H254ZM168 210V209H167ZM170 210V209H169ZM201 210V209H200ZM203 210V209H202ZM231 210V209H230ZM240 210H241V208H240ZM131 211V210H130ZM146 211V210H145ZM149 211V210H148ZM183 211V210H182ZM181 211V214H180V216H179V218H178V222H177V224H176V226H175V229H174V231L172 232V233H168L169 235H168V237L166 238V240H165V242L163 243V245H161V247L159 246V244H158V240L154 237V234L152 233V231L150 230V231H148V237L147 236H144V231H142V232H140L141 234H138V235H136L135 234V232H134V230L132 229L131 230V232H130V236L131 237H133V239H134V241L135 242H137V241H139V243H141V245H142V248L144 247V248H148L149 250V252L147 251V252H145V253H148V255H150V256H156L157 258H159V259H162V260H164V259H166L167 260V262H170V263H172V264H179V260H178V256L176 255V253L175 252H173L172 253V250H171V248L173 247V245H174V242L175 241H177V238H179V236H182L181 234H182V228H183V212ZM23 212V211H22ZM52 212V211H51ZM136 212V211H135ZM155 212V211H154ZM206 212V211H205ZM237 212V209L235 210V213ZM21 213V212H20ZM83 213V212H82ZM201 213H203V212H201ZM211 213V212H210ZM234 213V212H233ZM241 213H242V211H241ZM45 214V213H44ZM55 214H58V213H55ZM112 214V213H111ZM120 214V213H119ZM206 214V213H205ZM209 214V213H208ZM261 214V213H260ZM264 214V213H263ZM1 215V214H0ZM26 215V214H25ZM209 215V216H210ZM240 214H238L237 216L238 217H240V216H242V215H240ZM244 215V214H243ZM247 215V214H246ZM45 216V215H44ZM62 216V215H61ZM139 216H141V215H139ZM156 216V215H155ZM207 216V215H206ZM236 216V217H237ZM19 217V216H18ZM82 217V216H81ZM228 217V216H227ZM17 218V217H16ZM31 218V217H30ZM63 218V217H62ZM66 218V217H65ZM139 218V217H138ZM144 218V217H143ZM142 218V219H143ZM234 218V217H233ZM39 219V218H38ZM50 219V218H49ZM68 219H69V217H68ZM71 219V218H70ZM69 219V220H70ZM116 219V218H115ZM117 219H118V217H117ZM133 219V218H132ZM157 219V218H156ZM238 219V218H237ZM241 219V218H240ZM11 220V219H10ZM37 220V219H36ZM73 220V219H72ZM207 220V219H206ZM208 220H210V218L208 217ZM207 220V221H208ZM222 220V219H221ZM245 220V219H244ZM3 221V220H2ZM2 221H1V224H2ZM31 221V220H30ZM46 221V220H45ZM52 221H53V219H52ZM113 221H115V220H113ZM143 221V220H142ZM241 221V220H240ZM258 221H261V220H258ZM264 221V220H263ZM39 222V221H38ZM37 222V223H38ZM69 222V221H68ZM252 222V221H251ZM255 222V221H254ZM262 222V221H261ZM14 223V222H13ZM52 223V222H51ZM66 223V222H65ZM71 223V222H70ZM127 223V222H126ZM139 223V222H138ZM151 223V222H150ZM209 223H210V221H209ZM258 223H260V222H258ZM258 223H256L255 222V224H258ZM264 223V222H263ZM54 224H55V222H54ZM53 224V225H54ZM69 224V223H68ZM106 224V223H105ZM123 224V223H122ZM130 224V223H129ZM129 224H127V225H129ZM163 224V223H162ZM217 224V223H216ZM261 224V226H262V223H260ZM18 225V224H17ZM38 225V224H37ZM36 225V226H37ZM57 225H58V223H57ZM65 225V224H64ZM107 225V224H106ZM115 225V224H114ZM141 225V224H140ZM9 226V225H8ZM13 226H15V225H13ZM12 226V227H13ZM26 226V225H25ZM91 226V225H90ZM121 226H123V225H121ZM216 227L215 228H217V225H215ZM253 226H254V224H253ZM256 226V225H255ZM5 228H6V226H4ZM30 227V226H29ZM33 227V226H32ZM64 227V226H63ZM69 227H70V225H69ZM257 227H259V226H257ZM3 228V227H2ZM11 228V227H10ZM17 228V227H16ZM21 228V227H20ZM46 228V226L44 227V229ZM50 228V227H49ZM71 228V227H70ZM69 228V229H70ZM121 228H123V227H121ZM214 228V227H213ZM138 229V228H137ZM218 229V228H217ZM216 229V230H217ZM16 230V229H15ZM19 230V229H18ZM43 230V229H42ZM47 230V229H46ZM64 230V229H63ZM71 230V229H70ZM115 230V229H114ZM123 230H124V228H123ZM143 230V229H142ZM219 230V229H218ZM217 230V231H218ZM244 230V229H243ZM33 231V230H32ZM59 231V230H58ZM96 231V230H95ZM119 231V230H118ZM254 231V230H253ZM256 231V230H255ZM56 232V231H55ZM70 232V231H69ZM162 232V231H161ZM4 233V232H3ZM29 233V232H28ZM32 233V232H31ZM50 233V232H49ZM96 233V232H95ZM109 233V232H108ZM11 234V233H10ZM14 234V233H13ZM19 234V233H18ZM1 235V234H0ZM4 235V234H3ZM26 235V234H25ZM49 235V234H48ZM92 235H94V234H92ZM158 235V234H157ZM214 235V234H213ZM5 236H7V235H5ZM27 236V235H26ZM39 236V235H38ZM41 236V235H40ZM167 236V235H166ZM8 237V236H7ZM34 237V236H33ZM73 237H75V236H73ZM212 237H215V236H212ZM11 238V237H10ZM22 238V237H21ZM223 238V237H222ZM23 239H24V237H23ZM22 239V240H23ZM36 239V238H35ZM49 239V238H48ZM5 240V239H4ZM45 240V239H44ZM67 240V239H66ZM75 240H77V239H75ZM113 240V239H112ZM224 240V239H223ZM263 240V239H262ZM32 241V240H31ZM34 242H35V240H33ZM32 241V242H33ZM37 241H39V242H41V240H39V238H38V240ZM48 241V240H47ZM58 241V240H57ZM221 241V240H220ZM226 241V240H225ZM224 241V242H225ZM33 242V243H34ZM44 242H46V241H44ZM43 242V243H44ZM51 242V241H50ZM64 242V241H63ZM77 242V241H76ZM107 242V241H106ZM261 242V241H260ZM11 243V242H10ZM131 243V242H130ZM160 243V242H159ZM263 243V242H262ZM9 244V243H8ZM77 245H78V249L80 248V249H83V251H84V248L82 247V245H80L79 243H76ZM81 244H83V240H82V243ZM101 244V243H100ZM138 244V243H137ZM137 244H135V245H137ZM56 245L57 246H61L62 245V241H58L57 243H56ZM84 245V247H86L85 246V244H83ZM99 245V244H98ZM215 245V244H214ZM214 245H213V247H214ZM113 246H114V244H113ZM222 246V245H221ZM247 246V245H246ZM40 247V246H39ZM122 248H123V246H121ZM248 247V246H247ZM262 247H264V246H262ZM261 247V248H262ZM30 248V247H29ZM119 248V247H118ZM134 248H136V246L134 247ZM76 249V248H75ZM77 249V250H78ZM80 249L76 252V253H78V255H77V257L79 258V257H81V253L83 252L82 250H81V252H79L80 251ZM90 249V248H89ZM88 249V250H89ZM125 249V248H124ZM5 250V249H4ZM102 250V249H101ZM33 251V250H32ZM93 251V250H92ZM99 251V250H98ZM110 251V250H109ZM124 251V250H123ZM132 251H134V250H132ZM88 252V251H87ZM86 252V254H88ZM122 252V251H121ZM135 252V251H134ZM89 253H91V252H89ZM175 253V254H174ZM75 254V253H74ZM92 254H94V253H92ZM92 254H89V255H92ZM133 254V253H132ZM214 254V253H213ZM254 254V253H253ZM33 255V254H32ZM88 255V256H89ZM94 255H96V252H95V254ZM94 255H92V256H94ZM135 255V254H134ZM19 256V255H18ZM122 256H123V254H122ZM22 257V256H21ZM76 257V258H77ZM5 258V257H4ZM19 258V257H18ZM78 258H77V261H78ZM134 258V257H133ZM212 258V257H211ZM213 258H214V256H213ZM212 258V259H213ZM198 259V258H197ZM26 260V259H25ZM199 260V259H198ZM257 260V259H256ZM76 261V262H77ZM165 261V260H164ZM214 259H213V264H214ZM166 262V263H167ZM56 263V262H55ZM164 263V262H163ZM199 262H196V264H198ZM217 263V262H216ZM60 264V263H59ZM138 264V263H137ZM195 264V263H194ZM211 264V263H210Z\"/></svg>","mask_w":264,"mask_h":264}]
</instances>
